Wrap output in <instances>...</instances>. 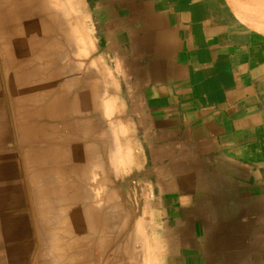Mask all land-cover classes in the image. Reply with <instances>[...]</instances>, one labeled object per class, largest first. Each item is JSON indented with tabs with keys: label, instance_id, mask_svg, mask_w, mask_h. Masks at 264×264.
<instances>
[{
	"label": "crops",
	"instance_id": "1",
	"mask_svg": "<svg viewBox=\"0 0 264 264\" xmlns=\"http://www.w3.org/2000/svg\"><path fill=\"white\" fill-rule=\"evenodd\" d=\"M85 1L147 147L139 185L156 257L214 264L259 241L264 264V218L242 215L248 201H223L227 188L264 191V37L243 27L225 0ZM91 1L104 12L95 13ZM1 82L0 75V264H33L38 241L27 176L11 149ZM208 194L214 216L186 218L187 210H208Z\"/></svg>",
	"mask_w": 264,
	"mask_h": 264
},
{
	"label": "rangeland",
	"instance_id": "2",
	"mask_svg": "<svg viewBox=\"0 0 264 264\" xmlns=\"http://www.w3.org/2000/svg\"><path fill=\"white\" fill-rule=\"evenodd\" d=\"M114 65L85 0H0V75L33 264H161L139 185L147 147Z\"/></svg>",
	"mask_w": 264,
	"mask_h": 264
},
{
	"label": "water",
	"instance_id": "3",
	"mask_svg": "<svg viewBox=\"0 0 264 264\" xmlns=\"http://www.w3.org/2000/svg\"><path fill=\"white\" fill-rule=\"evenodd\" d=\"M228 8L236 18V20L246 29L261 35L264 37V0H225ZM231 184V183H227ZM230 188V187H229ZM262 191L263 197L259 191ZM224 193L223 201L224 203L229 202L230 200L233 202H239L245 200L248 201V205L243 210L242 215L248 218L255 217H263L264 218V191L261 189L259 185H251L249 184V190H245L242 193L238 194L237 192L230 193L233 189H226ZM222 195V197H223ZM208 199L205 200L208 210L200 211L197 210H187L185 211L184 216L186 218L193 217H213L214 210L211 209L212 201L211 194H208ZM259 198V200H258ZM221 201V199H220ZM250 202V205H249ZM223 203V202H221ZM226 212V210H220L219 213ZM256 233H258V228H256ZM251 250L247 252V254L243 256H235L232 257H218L214 258V264H258V249H259V241H250Z\"/></svg>",
	"mask_w": 264,
	"mask_h": 264
},
{
	"label": "flooded vegetation",
	"instance_id": "4",
	"mask_svg": "<svg viewBox=\"0 0 264 264\" xmlns=\"http://www.w3.org/2000/svg\"><path fill=\"white\" fill-rule=\"evenodd\" d=\"M99 3V2H98ZM97 2L96 3H93V1H91L90 2V5H91V7L93 8V11L95 12V13H103L104 12V9H100V7L99 6H97V5H95V4H98ZM117 12H119V10H116ZM116 12V13H117ZM98 35L100 36V33H99V27H98ZM100 44V43H99ZM102 44H104V43H102ZM104 46H102V48H103ZM105 53V50H104V48H103V54ZM121 54H123V53H121ZM180 213H181V216H183V211H180Z\"/></svg>",
	"mask_w": 264,
	"mask_h": 264
}]
</instances>
